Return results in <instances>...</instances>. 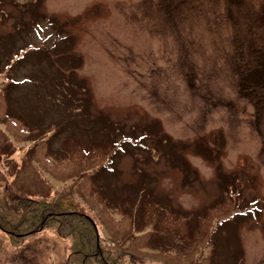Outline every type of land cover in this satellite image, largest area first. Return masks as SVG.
I'll list each match as a JSON object with an SVG mask.
<instances>
[{
    "label": "rangeland",
    "instance_id": "rangeland-1",
    "mask_svg": "<svg viewBox=\"0 0 264 264\" xmlns=\"http://www.w3.org/2000/svg\"><path fill=\"white\" fill-rule=\"evenodd\" d=\"M0 88L37 133L18 142L0 121V189L57 197L30 156L41 139L56 159L71 134L115 140L98 175L113 196L195 217L240 185L242 213L203 252L264 264V0H0ZM51 230L18 244L0 230V264H64Z\"/></svg>",
    "mask_w": 264,
    "mask_h": 264
},
{
    "label": "trees",
    "instance_id": "trees-1",
    "mask_svg": "<svg viewBox=\"0 0 264 264\" xmlns=\"http://www.w3.org/2000/svg\"><path fill=\"white\" fill-rule=\"evenodd\" d=\"M6 95L0 88V121L7 134L18 142L37 134L9 111ZM62 147L65 153L58 159L45 139L30 151L40 173L64 184L57 197L40 201L11 185L0 189V230L18 244L27 235L53 229L57 237L69 240L64 264H213L203 249L212 241L215 227L241 214L245 206L242 188L234 181L226 182L220 198L195 217L153 199L116 197L98 175L109 167L121 144L71 134Z\"/></svg>",
    "mask_w": 264,
    "mask_h": 264
}]
</instances>
